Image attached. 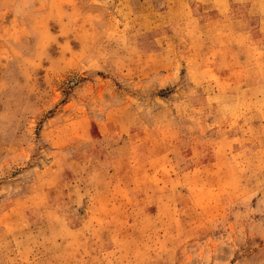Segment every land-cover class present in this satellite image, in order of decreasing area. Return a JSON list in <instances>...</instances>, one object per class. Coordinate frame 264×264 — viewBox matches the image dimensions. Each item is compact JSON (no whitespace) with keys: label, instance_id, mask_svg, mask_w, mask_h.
Returning <instances> with one entry per match:
<instances>
[{"label":"rangeland","instance_id":"rangeland-1","mask_svg":"<svg viewBox=\"0 0 264 264\" xmlns=\"http://www.w3.org/2000/svg\"><path fill=\"white\" fill-rule=\"evenodd\" d=\"M0 264H264V0H0Z\"/></svg>","mask_w":264,"mask_h":264}]
</instances>
